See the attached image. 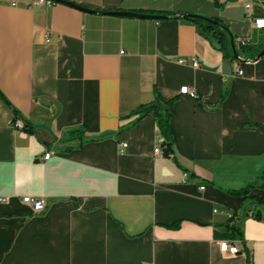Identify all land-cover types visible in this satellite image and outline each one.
I'll return each mask as SVG.
<instances>
[{
    "label": "crops",
    "instance_id": "obj_1",
    "mask_svg": "<svg viewBox=\"0 0 264 264\" xmlns=\"http://www.w3.org/2000/svg\"><path fill=\"white\" fill-rule=\"evenodd\" d=\"M66 1L92 11L0 0V264H264V203L237 253L215 234L244 204L230 191L264 170V56L226 58L187 19L107 11L221 18L255 46L264 27L243 0ZM157 97L173 101L170 155L154 112L133 113Z\"/></svg>",
    "mask_w": 264,
    "mask_h": 264
},
{
    "label": "trees",
    "instance_id": "obj_2",
    "mask_svg": "<svg viewBox=\"0 0 264 264\" xmlns=\"http://www.w3.org/2000/svg\"><path fill=\"white\" fill-rule=\"evenodd\" d=\"M164 15H167V18H183L189 21H192L198 24L201 29L213 36L216 41L220 44V49L223 52L226 58L235 59L233 55V44L240 57L246 60H254V58L259 54V52L264 48L262 46H255L249 41L243 43L241 40H238L236 35L231 30L230 26L221 18L207 17L204 15L196 13H186V12H166ZM6 102L9 101L5 98ZM173 101H163L159 97L155 101L139 106L133 113L137 115L135 121L142 118L144 115L150 112H154L161 133L167 144L166 153L170 155L171 142H172V131L170 125V119L173 115ZM16 115L18 111L15 109ZM29 132H33V129L30 127L25 128ZM256 188L264 189V170L262 174L253 182L249 183L246 187L230 191L231 194L240 196L244 200V204L239 211H235L228 221L223 224L225 227L224 233H219L215 229V234L218 237L226 238V240H237L243 238V231L241 222L242 219L248 216L251 206L263 204L264 198L251 196V193ZM253 216L256 218L260 217V212L252 211Z\"/></svg>",
    "mask_w": 264,
    "mask_h": 264
},
{
    "label": "built area",
    "instance_id": "obj_3",
    "mask_svg": "<svg viewBox=\"0 0 264 264\" xmlns=\"http://www.w3.org/2000/svg\"><path fill=\"white\" fill-rule=\"evenodd\" d=\"M243 1L245 2V6L247 9L248 16L252 19L253 25L258 27V28L264 27V17L253 18L251 15L253 0H243ZM35 2L38 4H47V5H51V4L55 3L53 0H35ZM46 39L48 41L50 39V37L47 36ZM240 40L243 43L247 42L246 38H241ZM121 52L123 53L124 51H121ZM178 62L180 64H184V65L190 64L194 67L200 66L199 62L194 57L180 58V59H178ZM237 72H238V74H243V70L240 67L237 68ZM180 92L184 93V94L191 95L193 97L198 96L197 91L195 89L189 88L188 86H183L181 88ZM14 125L17 129H20V130H24L26 128V123L21 118H17L14 122ZM126 147H127V143H122L121 144V151H123ZM159 151H160L159 147L155 148V152H159ZM50 156H51V151H47V152H45L43 158L49 159ZM201 188H204V185H202ZM7 200H8L7 197H0V202L7 201ZM23 202L28 204L31 207L33 213L42 212L46 207V201H45V198L43 196L25 195L23 197ZM221 249L223 251H229L232 254H235L239 251V247H238L237 243L235 242V240H223V241H221Z\"/></svg>",
    "mask_w": 264,
    "mask_h": 264
},
{
    "label": "water",
    "instance_id": "obj_4",
    "mask_svg": "<svg viewBox=\"0 0 264 264\" xmlns=\"http://www.w3.org/2000/svg\"><path fill=\"white\" fill-rule=\"evenodd\" d=\"M53 1L54 2L68 3V4L74 5L76 7H79L83 10L92 11L91 9L84 7L83 5H78V4L72 3L70 1H66V0H53ZM107 13L118 14V15L137 16V17H147V18H155V19L167 18V15H164V14L140 13V12H135V11H107ZM233 55H234V58L238 61H245L246 60V59L239 56L234 44H233ZM262 56H264V48L259 52V54L254 58V60H258Z\"/></svg>",
    "mask_w": 264,
    "mask_h": 264
}]
</instances>
